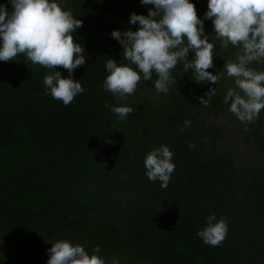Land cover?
I'll return each mask as SVG.
<instances>
[{"label": "trees", "instance_id": "16d2710c", "mask_svg": "<svg viewBox=\"0 0 264 264\" xmlns=\"http://www.w3.org/2000/svg\"><path fill=\"white\" fill-rule=\"evenodd\" d=\"M191 2L214 45L206 71L220 72L216 84L194 82L178 63L167 94L143 79L123 102L101 89L106 59L127 63L110 32L135 31L129 14L151 8L139 0H65L82 22L72 35L85 55L72 73L84 90L68 106L44 94L47 69L23 56L0 61V264H46L56 239L89 253L98 245L106 264H264V109L242 123L222 103L233 87L223 63L236 49L220 48L206 0ZM105 103L133 112L121 121ZM161 144L175 165L164 189L143 166ZM212 213L228 225L218 247L195 235Z\"/></svg>", "mask_w": 264, "mask_h": 264}, {"label": "clouds", "instance_id": "9594fccd", "mask_svg": "<svg viewBox=\"0 0 264 264\" xmlns=\"http://www.w3.org/2000/svg\"><path fill=\"white\" fill-rule=\"evenodd\" d=\"M64 2L7 0L10 6L7 9L0 3V61L23 56L33 65L47 69L42 81L44 94L68 106L84 90L79 80L72 78V73L84 64L85 55L72 35L82 22L63 7ZM139 3L151 8L147 9V15L129 14L128 23L138 25L136 30L110 32L111 38L121 45L123 60L127 63L107 58L101 89L123 102L143 79L150 81L156 92L167 94L169 86L176 83L171 70L178 63L184 72L192 70L194 82L216 84L220 72L214 75L206 71L213 68L214 45L204 34L203 22L197 17L191 0H139ZM206 8L203 17L211 21L220 48L236 49L234 59L223 63V72L232 78L233 87L227 88L222 103L240 122L251 123L264 109V71L249 67L253 62L264 63V0H206ZM189 51L191 59H187ZM54 66L67 70V75L62 76ZM214 94V88L205 93L207 97ZM197 99L201 106L208 103L207 99ZM104 107L121 121L133 112L124 103H105ZM190 123L185 119L183 126L188 127ZM194 147L189 142L188 148ZM172 156L169 147L161 144L143 158L144 175L149 181H158L161 189L167 187L174 171ZM227 231L223 217L218 219L212 213L205 217V224L195 235L203 243L218 247ZM46 251V264H106L98 255V245L89 253L81 244L56 239ZM108 264H119V260L113 257Z\"/></svg>", "mask_w": 264, "mask_h": 264}]
</instances>
